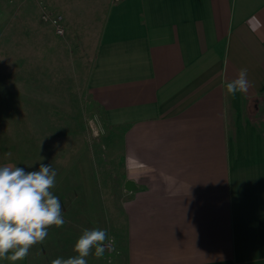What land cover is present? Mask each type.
<instances>
[{
	"label": "crops",
	"instance_id": "crops-1",
	"mask_svg": "<svg viewBox=\"0 0 264 264\" xmlns=\"http://www.w3.org/2000/svg\"><path fill=\"white\" fill-rule=\"evenodd\" d=\"M106 4L89 93L133 181L127 264H264V0Z\"/></svg>",
	"mask_w": 264,
	"mask_h": 264
},
{
	"label": "rangeland",
	"instance_id": "rangeland-1",
	"mask_svg": "<svg viewBox=\"0 0 264 264\" xmlns=\"http://www.w3.org/2000/svg\"><path fill=\"white\" fill-rule=\"evenodd\" d=\"M106 10V0H0V166L51 163L65 220L31 247L29 264L77 255L83 230L94 228L107 231L115 250L90 254L88 264H127V175L114 137L121 129L105 124L89 93ZM42 11L63 15L64 36Z\"/></svg>",
	"mask_w": 264,
	"mask_h": 264
},
{
	"label": "clouds",
	"instance_id": "clouds-1",
	"mask_svg": "<svg viewBox=\"0 0 264 264\" xmlns=\"http://www.w3.org/2000/svg\"><path fill=\"white\" fill-rule=\"evenodd\" d=\"M249 87L248 71L241 69L238 78L226 84V93L234 98ZM38 162L35 171L0 166V264L23 260L33 245L45 240L50 226L65 224L60 198L51 191L57 171L51 163ZM108 250L115 249L106 230L85 229L73 248L77 255L57 257L51 264H88L90 254L102 258Z\"/></svg>",
	"mask_w": 264,
	"mask_h": 264
},
{
	"label": "built area",
	"instance_id": "built-area-1",
	"mask_svg": "<svg viewBox=\"0 0 264 264\" xmlns=\"http://www.w3.org/2000/svg\"><path fill=\"white\" fill-rule=\"evenodd\" d=\"M42 21L50 24L57 35L64 36L66 27L62 15L42 11Z\"/></svg>",
	"mask_w": 264,
	"mask_h": 264
},
{
	"label": "water",
	"instance_id": "water-1",
	"mask_svg": "<svg viewBox=\"0 0 264 264\" xmlns=\"http://www.w3.org/2000/svg\"><path fill=\"white\" fill-rule=\"evenodd\" d=\"M125 188H126V190H132V188H133V181H127L125 183Z\"/></svg>",
	"mask_w": 264,
	"mask_h": 264
}]
</instances>
